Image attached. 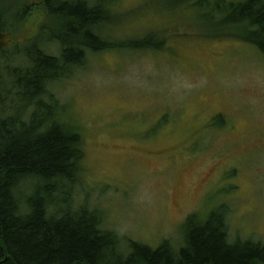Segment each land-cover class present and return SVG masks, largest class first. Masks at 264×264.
<instances>
[{
	"label": "rangeland",
	"instance_id": "obj_1",
	"mask_svg": "<svg viewBox=\"0 0 264 264\" xmlns=\"http://www.w3.org/2000/svg\"><path fill=\"white\" fill-rule=\"evenodd\" d=\"M214 3L116 0L102 36L124 45L152 36L163 48L90 53L53 88L84 139L76 201L123 243L179 247L188 218L221 207L231 241L264 243V56L241 29L222 26ZM38 5L0 0L1 48L42 35ZM46 50L58 56L61 47Z\"/></svg>",
	"mask_w": 264,
	"mask_h": 264
},
{
	"label": "trees",
	"instance_id": "obj_2",
	"mask_svg": "<svg viewBox=\"0 0 264 264\" xmlns=\"http://www.w3.org/2000/svg\"><path fill=\"white\" fill-rule=\"evenodd\" d=\"M115 1L39 0L42 35L20 50L0 47V264H264V243L231 241L225 207L204 221L188 218L181 246L166 240L153 249L123 243L95 209L76 201L84 139L53 88L84 68L90 53L165 44L152 36L127 46L104 38ZM214 4L225 16L222 26L241 29L264 56V0ZM6 29L0 19V35ZM54 42L58 56L46 50Z\"/></svg>",
	"mask_w": 264,
	"mask_h": 264
}]
</instances>
